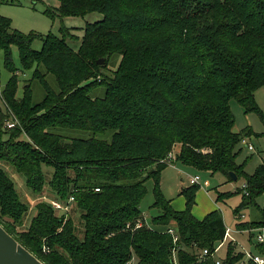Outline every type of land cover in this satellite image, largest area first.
<instances>
[{
	"label": "trees",
	"instance_id": "trees-1",
	"mask_svg": "<svg viewBox=\"0 0 264 264\" xmlns=\"http://www.w3.org/2000/svg\"><path fill=\"white\" fill-rule=\"evenodd\" d=\"M58 2L57 12L47 8L43 13L50 18L102 15L86 24L76 49L65 40L68 28H61V37L23 33L0 15V50L11 73L0 92V161L22 175L36 196L45 185L60 201L73 196L82 235L70 217L40 200L28 227L19 229L28 204L2 166L0 224L44 264H174L173 250L177 264H214L211 254L226 231L220 212L212 210L201 219L192 214L196 184L181 189L185 207L174 210L161 191L160 175L171 162L221 172L229 180L235 173L245 184L235 214L264 193V164L248 174L235 161L239 142L251 130H233L230 108L235 99L245 113L264 118L254 100L264 85V0ZM35 39L41 40L39 50L31 47ZM12 45L20 69L11 60ZM114 56L117 68L102 73ZM29 69L31 77L17 97V72ZM33 82L43 92L39 101L33 100ZM98 87L102 95L95 93ZM10 112L18 124L8 129ZM58 129L94 136L66 137ZM104 133L108 140L95 137ZM175 145L178 151L169 162ZM43 166L52 169L49 179ZM149 178L152 206L160 213L147 222L139 203ZM138 221L142 224L135 227ZM253 224L264 227V209ZM168 227L178 236L175 243ZM203 249L209 253L200 261ZM257 250L264 255V242ZM242 257L229 242L223 262ZM246 264L255 263L248 259Z\"/></svg>",
	"mask_w": 264,
	"mask_h": 264
},
{
	"label": "rangeland",
	"instance_id": "rangeland-1",
	"mask_svg": "<svg viewBox=\"0 0 264 264\" xmlns=\"http://www.w3.org/2000/svg\"><path fill=\"white\" fill-rule=\"evenodd\" d=\"M0 0V15L11 19V25L13 28L28 33L29 31H35L41 34L52 33L55 36L61 37V28H68V33L65 35V40L69 46L76 49L84 34L85 26L88 23H92L101 19L102 15L98 12H90L83 16H63L59 17L55 15L54 18H50L43 12L49 8L57 12L55 9L58 7V0H13V3ZM33 49L39 50L41 48V40L35 39L31 43ZM11 60L13 65L20 69V60L18 51L15 45L11 46ZM119 61L118 56L111 58L110 62L105 68L101 69V72L109 75L110 70L117 68ZM18 88L16 96L20 97L22 94V85L25 80L31 77L32 70H18ZM11 73L4 65V53L0 50V92L3 89L5 83L8 81ZM47 80L53 88H56L53 76L48 75ZM33 100L39 101L43 96L40 85L37 82L32 84ZM97 95L103 94V88L98 87L95 90ZM254 100L259 111L264 115V85L258 88L254 92ZM2 100L0 98V105ZM230 108L234 116L233 130L238 132L245 129H250L251 134L244 135V139L247 143L252 145V149L249 150L241 141L238 144L240 152L236 156V163H243L244 171L248 174H253L256 167L264 164V118H260L259 113L251 111L244 112L243 107L235 100H230ZM58 133L66 137L77 138H90L94 134L91 131L81 129H58ZM96 138L109 139L108 133L96 134ZM173 148L172 158H174L175 149ZM0 164L6 171V173L12 178L15 184V188L20 198L28 204V209L23 216V221L19 226V229H26L29 225L31 217L35 213V199L36 195L33 194L25 185L22 175L15 172V170L5 162ZM43 171L46 179H49L52 169L47 166H43ZM198 176V182L196 184L197 189L194 195V205L192 207V214L201 219L208 212L217 209L224 221L225 227L230 230L231 238H228L225 243H222L216 250L213 258L214 260L224 261L228 249L229 242L233 247V252L243 253V257L231 264H246L248 259L246 253L252 255L259 254L257 250L258 234L264 235V227H253V221L260 219L261 210L264 209V193H261L254 197V202L239 210L238 214L234 213V209L239 205L242 194L244 193L243 184L244 181L240 177L233 181L221 172L211 173L206 170H198L192 166L184 165L180 162H175L167 165L160 175V187L165 198L170 200V205L174 210H183L185 207V198L180 191L182 188L190 187L189 179L191 177ZM146 193L139 203V209L142 212L147 222H150L151 218L160 213V210L152 206L153 198V179L149 178L145 181ZM240 190L239 192H237ZM222 193L220 199L216 200L217 195ZM47 197L54 198L49 187L45 185L44 192ZM33 200H35L33 202ZM66 217H70L77 230L79 236L82 235V222L80 217V210L72 203L70 210ZM243 222L242 227L237 231L236 224ZM243 230V231H242ZM264 258V255H261ZM224 263V262H223ZM226 264V263H224Z\"/></svg>",
	"mask_w": 264,
	"mask_h": 264
},
{
	"label": "built area",
	"instance_id": "built-area-1",
	"mask_svg": "<svg viewBox=\"0 0 264 264\" xmlns=\"http://www.w3.org/2000/svg\"><path fill=\"white\" fill-rule=\"evenodd\" d=\"M17 124H18V120H17L16 116L12 112H10L9 118H7L6 121H5V124H4L5 127L8 128V129H11V128H14ZM241 142L244 143L249 150L252 149V145L250 143H247L244 138L241 139ZM171 158H172V153H169L168 161ZM171 163H169V164H171ZM198 178H199L198 176L191 177L189 179V183L190 184H197ZM243 187H245V184H243ZM95 190H98V188H95ZM35 200H33V202L35 201V203L38 200L48 203L58 213V215H61V214L64 215L65 219L67 218L66 215L68 214V212L70 210L71 204L74 203L73 196H69L66 200L60 201V200L55 199V198L47 197L45 194H41V195L37 196ZM28 209H31V207H28ZM141 224H142V222L138 221L135 224V227H139V226H141ZM126 227H128V224L126 225ZM166 232L171 235L172 241H173V243H175L177 241V239H178V236L175 233V230L172 227H168L166 229ZM230 236H231L230 235V230L228 228H226L223 240L220 241L215 246V248L213 249V254H211V255L214 256L217 248L224 242V240L226 238H230ZM256 239H257L258 242L262 243V242H264V235L263 234H258L256 236ZM42 250L43 251H48L49 249L44 245L42 247ZM208 253H209V251L207 249H203L202 252L199 254V260L203 261L208 256ZM246 257L248 259H251L255 264H264V258L262 256L258 255V254L252 255L250 253H246ZM173 262H174V264H177V260H176V256H175V250H173ZM126 264H133V261L130 260ZM214 264H224V263H223V261L217 259V260H214Z\"/></svg>",
	"mask_w": 264,
	"mask_h": 264
},
{
	"label": "water",
	"instance_id": "water-1",
	"mask_svg": "<svg viewBox=\"0 0 264 264\" xmlns=\"http://www.w3.org/2000/svg\"><path fill=\"white\" fill-rule=\"evenodd\" d=\"M97 64H102L103 60L98 59ZM231 179L235 181V173H229ZM0 264H44L11 234H9L0 224Z\"/></svg>",
	"mask_w": 264,
	"mask_h": 264
},
{
	"label": "crops",
	"instance_id": "crops-1",
	"mask_svg": "<svg viewBox=\"0 0 264 264\" xmlns=\"http://www.w3.org/2000/svg\"><path fill=\"white\" fill-rule=\"evenodd\" d=\"M175 150H176L175 152H177V151H178V147H176ZM172 153H173V151H172ZM174 154H175V153H174ZM174 163H175V162H174ZM0 164H2V163H0ZM171 164H172V163H171ZM0 166H1V165H0ZM146 221H147V220H146ZM237 231L240 232V230H238V229H237ZM242 231H243V230H242ZM230 238H231V236H230ZM227 239H228V238H226V239L224 240L223 243H225V241H227ZM247 259H248V258H247Z\"/></svg>",
	"mask_w": 264,
	"mask_h": 264
}]
</instances>
